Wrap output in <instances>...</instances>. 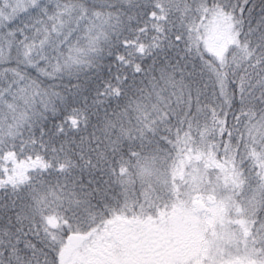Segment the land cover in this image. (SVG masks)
<instances>
[{"label":"trees","instance_id":"1","mask_svg":"<svg viewBox=\"0 0 264 264\" xmlns=\"http://www.w3.org/2000/svg\"><path fill=\"white\" fill-rule=\"evenodd\" d=\"M77 2L78 0H39V11L34 18L36 23L32 20L28 21L30 26L28 30L26 29V34L29 36L35 34L37 44L42 45L40 54L32 57L48 72L53 71L52 65L58 57L63 60L64 57L60 56V53H67L68 44H59L63 33H57L55 29L63 27L60 22L69 19L73 13L72 6ZM242 2L243 0H88L89 4L102 6L105 12L114 13L107 23H104V18L95 17L83 22L84 25L92 23L102 25L109 32L107 39L102 35L100 37L102 51L85 48L79 53L82 59L80 71L77 75L66 76L61 81L55 80L56 75H44L35 67L21 65L27 76L37 82L29 90L28 103L25 104L23 99H19L14 108H9L8 104L0 99V250L3 251L4 258H7V249L11 244H17L19 237L17 246L23 254V259L30 260L31 264H36L38 259L40 264H45V252L42 249L36 247L42 251H38L36 257H33V249L26 247V241L35 245L34 242L38 239L34 219L37 215L36 210L39 212L41 207L37 201L45 195L44 190L49 188L45 187V184L56 188L57 191L61 186L71 188L75 185L76 191L79 192L91 189L93 184H97L105 191L108 182L99 169L106 170V174L110 173L111 177L121 184L120 167L124 163V158L120 156L117 160L119 144L118 146L113 144L117 140L111 142L112 152L117 156L109 153L97 164V154L93 155L91 142L85 138V130L81 128L77 132V126L73 125L71 117L77 118L78 125L85 121L92 124L97 118H103L107 127L108 121L111 120L116 126L107 128H118L119 132L121 126L133 127L137 121L135 102L142 101L146 105L149 100L151 103L155 102V92L159 91L157 85L163 83L162 73L175 72L179 77L181 70L184 74H188L200 68L211 73L209 69L212 64L220 66L221 58L228 62L233 55L232 50L242 47L241 43L236 42L240 37L242 26H255L264 22V0H247L241 17L239 4ZM197 5L207 8V12L195 11ZM188 6L194 11L188 12V18H185ZM233 6H236L234 16L231 15ZM153 12L156 13L155 16L151 15ZM213 17L228 19L232 26L234 36L222 57L207 46L209 24ZM31 23L35 26L38 24L34 31ZM79 34L77 32L74 36ZM177 34H181L183 38L177 40ZM49 36L52 43L45 40V37ZM141 46L144 47L143 51ZM41 56H47L48 59H41ZM137 65L140 66L139 69ZM3 80L5 77L0 73V81ZM41 80L54 87L45 97V108L41 111H33L31 105L41 95ZM25 83H31V80L26 78ZM117 88L122 90L119 94L115 91ZM168 89L180 94L177 89L171 87ZM2 91L3 84H0V92ZM162 94L166 96V92ZM6 99L12 101V94L8 93ZM208 104L221 113L214 102ZM18 105L24 107L19 108ZM5 110L13 113L7 122L4 120ZM24 112L27 113L26 118L21 116ZM232 118L233 113H229L228 123L232 122ZM14 123L16 127L10 130L9 126ZM209 123H211L210 113ZM160 126L164 127L163 124ZM164 131L168 132L171 139L172 135L166 127ZM192 131L194 137L198 136L195 128ZM11 132H16V135H11ZM132 135L138 136V133L133 130ZM208 139L209 143L213 141L212 136ZM137 141L139 140L132 142L135 144ZM212 147L219 151L218 158L207 160L205 157L197 161L195 144L179 145L175 149L172 146L168 176L175 175L177 181L170 182L171 187L181 188L184 191L186 187L188 190L185 192L190 191L192 181L188 174L194 166H197L207 167L214 179L217 175L220 178L219 184L215 186L206 185L199 188L204 195L216 201L218 194L222 195L232 190L240 180L237 176V169L241 171L239 157L230 160L221 145L219 148L217 144ZM181 149L184 152L183 159L187 163L172 170L171 160L174 159L179 164L181 157L176 153ZM204 150H208L206 146ZM66 156L71 158L75 166L70 173L63 174L58 171L56 165ZM37 157H41L52 166L45 169ZM87 157H91L95 167L85 166ZM250 166L256 175L260 174L261 168L258 162L255 167L252 166V162ZM23 176L30 177V180H22ZM182 177L186 183L185 187L181 182ZM49 199L54 198L49 196ZM91 202L93 205L107 203L112 209L104 217V222L123 215L124 211L119 208L115 195L101 199L100 193L98 197H91ZM123 217L130 218L128 215ZM95 227L94 233L97 234L102 229L99 219ZM49 238L51 239L50 236ZM7 241L11 244L6 243ZM81 263L84 264L85 260L82 259ZM62 264L68 263L63 260Z\"/></svg>","mask_w":264,"mask_h":264},{"label":"snow or ice","instance_id":"2","mask_svg":"<svg viewBox=\"0 0 264 264\" xmlns=\"http://www.w3.org/2000/svg\"><path fill=\"white\" fill-rule=\"evenodd\" d=\"M246 4L247 0H243L239 4L241 17L243 16ZM72 7L73 13L69 19L60 22L63 27L55 29L57 33H63V37L59 39V44L63 45L67 43L68 50L66 54L64 52L60 53V56L64 58L63 60L59 57L57 58L55 64L52 65V72L41 68L39 62L31 55L35 50L34 44L27 42L28 37L26 35V29L30 25L27 21L20 24L17 23L26 13L34 8H39L37 0H32L31 3H27L26 0H23V2L22 0H5V7H0V73L5 77V80L0 81V84H3L0 99H3L9 108H14L16 101L19 99H23L25 104H27L29 90L37 83L33 78L27 76L26 71L21 68L22 64L25 67H35L37 71L48 76H55L57 73H66L69 76H73L77 75L80 71L82 64V59L79 56L80 52H83L85 48L93 51H102L100 37L102 35L104 39H107L109 32L104 27L95 23L84 25L83 22L95 17L104 18V23H107L114 13L111 11L105 12L102 6L96 7L89 4L88 0H78ZM207 10L202 5H197L195 9V11L204 12H207ZM235 10L236 6H233L232 16L235 15ZM191 11H194V9L188 6L185 11V18H188V12ZM151 15L155 16L156 13L153 12ZM156 26L159 27V25ZM53 27L55 28V26ZM97 27L100 29L99 32L96 35H92L93 30ZM77 32L80 34L74 36ZM21 36H23V39L20 38ZM182 38L181 34L176 35L177 40ZM259 39L264 41V34ZM45 40L52 43L50 36L45 37ZM4 41L7 42L6 50L3 47ZM236 42L238 44L241 43L239 39ZM41 43L43 44V41ZM143 50L144 47L141 46V51ZM243 51L245 58L252 61L250 66L253 71L248 75L256 77L255 85L247 78V75H241L238 82L240 110L248 118V123L245 125L248 133L247 141L241 135V143L233 144V133L228 127V114L224 113L221 115L211 104L200 103L202 90L198 82L195 80L188 81L183 75H180L178 79L175 72H172L162 73L161 79L163 83L157 85L159 91L155 92V102L147 105L142 101L135 102L134 107L137 112L136 124L129 128L121 126L120 135L117 141L113 142L114 145L118 146L119 141L122 139L130 141L139 140L141 149L145 155L141 157V153L139 152H133L132 155L141 157L138 161V168L141 177L145 179L148 185L147 191H157L153 189V184L159 185L160 188L169 184V159L172 157V152L161 149L159 141L156 140V133L161 124L172 135L171 139L169 136H164L162 139L171 144L174 149L179 145H196L195 159L197 161L205 157H207V160H211L214 157L218 158L219 151L212 147L216 142L213 140L209 143L208 139L209 136L215 135L219 136L220 145L230 160L239 157L240 165V161L246 156L252 162L253 167H255L257 162L260 164L261 172L259 178L261 182L255 188L249 187L246 190L248 181L244 173L237 169V176L240 178L239 183L232 190L222 193L221 205L225 208V214L217 218L214 224L208 226L212 228V234L207 248L205 264H228V261L224 258V254L230 252L233 245L239 249L241 243L243 244L244 254L249 259V264H264V220L258 219V213L264 210V115H260L257 118L256 101L258 98L254 94L256 88L264 90V67H261V65H264V56H256L255 52L247 44L243 45ZM41 59L47 60L48 57L41 56ZM225 64L226 61L221 58L220 67L212 64L209 70L215 76V81L224 103L231 107L234 103L235 93L227 87L228 73L221 70ZM137 68L139 69L140 66L137 65ZM182 73L183 70H181ZM188 75L192 76L194 73H188ZM26 78L31 80V83H25ZM169 87L177 89L182 94V97L185 98V114L175 125L170 124L172 110L167 105V97L162 94ZM250 88L252 91H249ZM115 91L119 94L122 90L117 88ZM8 93L12 94V101H7L6 95ZM259 99L264 100V91H262ZM209 113L211 123H209ZM21 116L26 118L27 113H21ZM233 116L239 119V117H235L234 113ZM71 120L73 125L78 126L75 116L71 117ZM115 126L114 121H108L107 127ZM15 127V123L9 126L10 130ZM194 128L198 133V136L195 137L192 131ZM133 130L138 133V136L132 135ZM10 134L16 135V132H11ZM225 137L228 138L226 142L224 140ZM197 140L199 141L198 143ZM205 146L208 149L207 151L204 150ZM241 148H243V154H241ZM114 150H116L115 147ZM161 152H163V155H161ZM81 155L83 157V153ZM176 155L180 156L181 160L179 164L176 160H171L170 167L172 170H175L181 164L187 163L183 159V149L178 151ZM105 158L106 154L104 152H97V164ZM37 160L45 169L52 166L41 157H37ZM207 160L205 163H207ZM74 166V162L67 156L56 165L58 171L63 174L70 173ZM85 166L95 167L96 165L93 164L91 157H87L85 158ZM125 171L124 163H122L120 173L122 174ZM113 172H115L114 169ZM188 175L192 181L190 187L193 191L206 185L215 186L219 184L220 180L219 175L214 179L207 167L194 166ZM22 180H30V177L23 176ZM119 180L121 185L127 184L122 175L119 176ZM44 191L45 195L37 203L41 205L39 213L46 223L47 227L45 231L51 237L55 247L54 255L51 259H49L47 253H44L45 264H62L61 249L70 235L90 231L98 219L103 224L104 217L112 209L107 203L93 205L91 202V192L76 191L75 185L71 188L61 186L58 191L56 188L49 186ZM96 191L101 193V199L105 197L103 189L97 188ZM49 196L54 199L50 200ZM54 205L55 207H53ZM233 211L237 216H242L247 220L246 226L233 227L234 221L230 219ZM68 213H71L70 217L67 215ZM61 225L66 228V231L57 233L50 230L52 228H60ZM6 243L11 244L10 241ZM18 243L19 237H17V244H11V247L7 249V258H4L3 251L0 250V264H31L30 260L26 261L23 259V254L17 246ZM26 247L33 249V257H36L38 251H42L36 249V246L28 241H26ZM36 264H40L38 259Z\"/></svg>","mask_w":264,"mask_h":264},{"label":"rangeland","instance_id":"3","mask_svg":"<svg viewBox=\"0 0 264 264\" xmlns=\"http://www.w3.org/2000/svg\"><path fill=\"white\" fill-rule=\"evenodd\" d=\"M1 1L0 7H5V0ZM26 2L31 3L32 0ZM37 3L40 7L39 0ZM38 11L39 8L32 9L17 23L27 21L29 24V20L36 23L34 18ZM210 22L207 46L222 57L234 36L232 26L223 17H213ZM31 24L34 31L38 24ZM99 30V27L94 29V35ZM26 35L30 37L33 34ZM20 38L23 39V36ZM28 40L29 44H34L35 50L31 55L40 54L42 45L37 44L35 34ZM3 47L6 50V41L3 42ZM257 175L259 177V173ZM168 180L169 184L162 188L163 192L145 189L137 194L125 190L123 194L115 195L119 208L124 211L123 215L130 218L122 215L106 220L97 234L94 233L97 223L88 232L71 234L61 249L62 262L83 264L81 261L84 259V264H205L212 234V228L208 226L225 214L221 195L218 194L214 201L199 189L185 192L188 189L183 177L181 182L185 191L171 187L170 182L177 181L175 175L168 176ZM156 186L157 184H153V189ZM45 187L49 186L45 184ZM36 212L39 213L37 210ZM230 219L234 221V228L247 225V220L237 216L234 211ZM71 236L76 238L72 240ZM224 258L228 264H249L242 243L239 249L231 246V251L226 252Z\"/></svg>","mask_w":264,"mask_h":264},{"label":"clouds","instance_id":"4","mask_svg":"<svg viewBox=\"0 0 264 264\" xmlns=\"http://www.w3.org/2000/svg\"><path fill=\"white\" fill-rule=\"evenodd\" d=\"M262 34H264V22H260L255 26H242L239 37L242 47L232 50L233 55L221 69L222 71H226L228 73L227 87L230 91H233L235 93L234 103L231 107L224 103L223 97L220 95L219 87L216 84L214 74L207 73L202 68L197 69L195 72H193L194 75L192 76L184 73L181 74L188 81L195 80L198 82V85L202 90L200 103L208 104L210 102H214L221 110V115H223L224 113H234L235 117H239V119H236L233 116L232 122L228 123V127L232 130L233 133V144L241 143V135H243L245 141H247L248 138L247 129L245 127V125L248 123V118L246 114L241 113L239 104V77L241 75H247V78L253 82V85H255L256 79L255 76L248 75L253 71L252 67L250 66L252 64V61H249L245 58L243 45H249V47L255 52L256 56H264V41H261L259 39ZM257 45H259V47H257ZM261 67H264V65H261ZM66 76L69 75L66 73H57L55 76V80L61 81ZM177 78L179 79V77ZM53 87V85H49L48 83L41 80V95L37 99H35L33 104L31 105L33 111H41L45 108V97ZM249 91H252V89L250 88ZM262 91L264 90L256 88L254 93L258 98L256 101L257 118H259L260 115H264V100L259 99L261 97ZM165 92L167 97V105L170 106V109L172 110L170 124H176L177 121L182 119L183 115L185 114V98L182 97V94H178L177 92L170 89H166ZM209 97H211V99H209ZM121 99H123V96L121 97ZM148 104H151L150 100L148 101ZM18 107L23 108L24 106L18 105ZM12 115L13 113L5 110L4 120L7 122V120ZM81 128H83L86 132L85 138L91 142L90 148L92 149L93 155H96L99 151L104 152L106 155L111 153L113 156H117L116 153L112 152L111 142L118 139L120 135L118 128H107L105 126L103 118H97L92 124H89L88 121H85L77 126L76 131L79 132ZM164 128L165 126H159V130L156 133V140L159 141V147L161 149H165L171 152L172 145L162 139V137L168 136V132H165ZM212 139L216 142L217 147L219 148V136L213 135ZM227 139V137L224 138L225 142L227 141ZM161 141H163V143H161ZM133 152L141 153V157L145 155V153L141 149L139 141H137L135 144H133V142L128 139H122L119 141V155L117 156V160H119L120 156L124 158V166L126 171L120 175H122L123 179L128 181L127 185H121L117 183L115 179L111 177L110 173L106 174V170L99 169L101 171V174L105 175V180L108 182L105 189V196L121 195L125 192V190H127L129 193L135 192L137 194H140L148 187L145 179L141 177L138 168V161L141 157L132 155ZM241 154H243V148H241ZM161 155H163V152H161ZM245 161H248L246 156L242 161H240V167L241 171L244 173L248 181V184L246 185L247 190V188L249 187L255 188V186L261 181L260 178L256 175V172L250 166L251 162L248 161L246 163ZM85 188H87V186H85ZM97 188H100V185L93 184V187L91 189H87L83 192H91L92 197H98L100 193L96 191ZM155 189L157 191L163 192V189L160 188L159 185H157ZM67 215L70 217L71 213H68ZM258 219L264 220V210H261L258 213ZM34 224L37 228L38 237L37 241L34 242L35 246L47 253L49 259H51L55 251L54 242L49 238L48 233L45 231V228L47 226L40 213H37L34 219ZM50 230L61 233L62 231H66V228L61 225L60 228H52Z\"/></svg>","mask_w":264,"mask_h":264},{"label":"water","instance_id":"5","mask_svg":"<svg viewBox=\"0 0 264 264\" xmlns=\"http://www.w3.org/2000/svg\"><path fill=\"white\" fill-rule=\"evenodd\" d=\"M76 237L75 236H71V239L74 240Z\"/></svg>","mask_w":264,"mask_h":264}]
</instances>
